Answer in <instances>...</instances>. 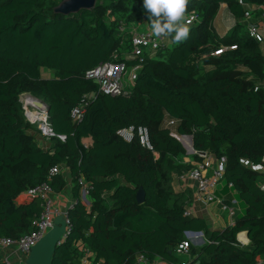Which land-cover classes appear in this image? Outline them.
<instances>
[{
    "label": "trees",
    "instance_id": "16d2710c",
    "mask_svg": "<svg viewBox=\"0 0 264 264\" xmlns=\"http://www.w3.org/2000/svg\"><path fill=\"white\" fill-rule=\"evenodd\" d=\"M62 1L0 0V237L19 238L31 229L40 200L17 196L43 182L63 190L62 171L50 173L59 166L72 177L75 202L51 264H137L138 254L167 264H257L259 258L264 264V187L253 168L264 158V56L240 23L222 36L213 27L222 2L238 18L242 6L188 0L184 18L197 17L187 25L188 38L175 43L169 37L152 57H143L128 95L98 94L73 122L72 108L98 89L85 72L114 54L127 67L135 65L137 59L124 55L131 49L130 26L149 22L143 0H96L69 14L55 12ZM230 45L236 47L213 54ZM42 69L52 70V77H42ZM23 93L45 103L54 135H40L26 119ZM167 115L178 120L174 133L192 136L194 150L226 159L222 180L232 184L241 210L223 230L185 215L191 191L175 182L193 166L185 158H199L164 125ZM130 125L148 128L153 150L137 137L127 142L116 134ZM80 178L89 183V208ZM139 189L143 202L136 200ZM187 231L202 232L205 241L189 244L185 258L176 246ZM241 231L248 246L237 240Z\"/></svg>",
    "mask_w": 264,
    "mask_h": 264
},
{
    "label": "built area",
    "instance_id": "2783aa9c",
    "mask_svg": "<svg viewBox=\"0 0 264 264\" xmlns=\"http://www.w3.org/2000/svg\"><path fill=\"white\" fill-rule=\"evenodd\" d=\"M238 4L243 8V15L239 18L240 24L243 25L248 36L259 43L264 56V1L255 3L246 0H237ZM197 19L195 13H190L184 18V23L191 24ZM120 30L124 29V26L119 27ZM130 43L131 49L125 58L137 59L138 62L130 67L124 62L117 61L116 54L113 55V59L102 62L94 66L93 68L85 72V77L92 79L98 84V89L88 95H85L81 103L76 105L71 110V119L73 122L81 119L84 107L88 100L96 97L98 94H108L111 96L116 95H128L130 93L131 87L136 79L137 70L140 63L145 55L152 57L156 51L167 44V37H155L152 34L151 28L147 27L146 30L139 31L136 30L134 25L130 26ZM235 45H230L229 47H221L213 52V54L218 55L222 50L234 49ZM264 88V80L260 83ZM26 105H31L37 109L44 110L45 106H37L30 103H25ZM23 105L24 114L27 115L28 108ZM30 112V109H29ZM39 113V112H38ZM37 113V114H38ZM46 113V111L44 112ZM42 115V114H41ZM32 119H29L31 121ZM44 121V125L47 129H42L44 135L52 136L54 133L47 123V114L42 116L40 119ZM35 122V121H34ZM178 120L168 115L165 116L164 125L172 129V135L179 136L174 133V128ZM116 134L123 140L130 142L135 137H137L139 143L142 147L149 150H153V146L149 137V131L146 126H127L119 128ZM180 137V136H179ZM63 138V136H60ZM193 154L198 155V160L194 161L191 169L183 175L179 176L180 180L189 178L194 181L196 185V193L199 198L203 199L205 202L217 201L221 202V199L214 195V190L217 188L218 184L223 178V173L226 165V159L224 157H215L212 153L204 150H193ZM253 168L262 174V184L264 187V158L261 165H254ZM61 171V167L54 166L51 168L50 173L55 174ZM79 184L82 187L83 193H87V188L89 183L83 178L79 179ZM231 187L232 184L228 183ZM25 195L30 198H38L40 200L41 210L38 215H36L32 220L31 229L21 235L19 238L10 237H0V249H11V252L18 251L23 255L28 254L30 248L35 245V243L53 226L54 218L58 215H63L66 223V232L69 231L70 221L67 217V211H62L60 205L56 202L54 198V191L47 182L40 183L34 187L27 188L24 191ZM224 208L228 210L230 215H233L235 208L224 205ZM190 211L187 208L185 215L190 216ZM186 234V233H185ZM187 235V234H186ZM197 235V234H191ZM200 235V234H199ZM202 235V234H201ZM192 241L189 237L180 242L176 246V252L181 255L188 256V247ZM147 259L142 255L138 254L136 257L137 264L145 263ZM86 264L87 260H83ZM3 264H12L11 261L6 257L3 260ZM180 264H191L188 259H184Z\"/></svg>",
    "mask_w": 264,
    "mask_h": 264
},
{
    "label": "crops",
    "instance_id": "0c3cea01",
    "mask_svg": "<svg viewBox=\"0 0 264 264\" xmlns=\"http://www.w3.org/2000/svg\"><path fill=\"white\" fill-rule=\"evenodd\" d=\"M240 19L238 17H235L229 8L227 7V4L225 2H222L219 6L218 12L213 20V27L215 28L218 35L222 36L226 32H228L235 24L239 23ZM150 27V26H146ZM42 77L49 78L52 77L53 71L49 69H42L41 70ZM38 140L41 141L44 148L49 147L50 143L46 140H42L41 136H37ZM86 143L90 142V138L84 139ZM185 146L186 153L189 152L187 150L190 149L186 146L185 143H183ZM190 152L189 154H191ZM186 160L191 161L194 163V160H192V157L185 158ZM61 171L64 175V178L66 180V186L61 190L60 192L54 193V198L56 202L60 205L62 211H67L75 202V197L72 192L73 182L72 177L70 176V173L67 168L61 167ZM260 173V172H259ZM262 176V174H261ZM175 187L179 190H186L189 189L191 191V199L188 204V209L191 212L190 216L200 217L203 218L208 226L209 229L214 230H223L225 227L233 224L234 222V214L230 215L228 210L224 208V205H228L235 208V212L241 210V205L237 200L236 194L229 189V187L225 184V182L222 180L220 184L217 186V188L214 190V195L219 197L221 199V202L217 201H210L205 202L203 199L199 198V196L196 193V185L194 181H192L189 178H185L183 180H176ZM81 199L82 202L90 207L91 198L88 196L89 199L84 198V193L82 191L81 187ZM30 199V197L26 196L24 192H21L17 196L18 201H23ZM186 238L189 237L192 241L191 244L193 245H201L205 241V237L202 233V235L197 234L195 235H186ZM237 240L242 246H248L249 245V239L247 237L246 231H241L237 234ZM11 249H0V262L3 263L4 258H8L12 264H26V255H23L22 253L15 251L11 252ZM188 257L187 255H183ZM88 263V260H87ZM140 264H167L164 261H146L145 263ZM257 264H262V259H258Z\"/></svg>",
    "mask_w": 264,
    "mask_h": 264
},
{
    "label": "water",
    "instance_id": "95a60500",
    "mask_svg": "<svg viewBox=\"0 0 264 264\" xmlns=\"http://www.w3.org/2000/svg\"><path fill=\"white\" fill-rule=\"evenodd\" d=\"M96 0H63L54 10L61 14H69L80 9H90L94 6ZM41 106V105H37ZM46 114L48 108L45 106ZM175 138L183 145L180 138H186L190 142V149L188 152H193V142L191 135H180ZM136 200L138 202L144 201V191L139 189L136 193ZM247 233V232H246ZM66 223L63 215H58L54 218L53 226L33 245L27 256L26 264H51L52 256L55 252L56 246L61 242L62 238L66 236ZM187 235L202 234V232L187 231Z\"/></svg>",
    "mask_w": 264,
    "mask_h": 264
},
{
    "label": "clouds",
    "instance_id": "9594fccd",
    "mask_svg": "<svg viewBox=\"0 0 264 264\" xmlns=\"http://www.w3.org/2000/svg\"><path fill=\"white\" fill-rule=\"evenodd\" d=\"M188 0H143L148 22L155 37H171L180 43L188 38L189 28L184 23Z\"/></svg>",
    "mask_w": 264,
    "mask_h": 264
},
{
    "label": "rangeland",
    "instance_id": "374dc122",
    "mask_svg": "<svg viewBox=\"0 0 264 264\" xmlns=\"http://www.w3.org/2000/svg\"><path fill=\"white\" fill-rule=\"evenodd\" d=\"M99 1H101V0H99ZM96 2V1H95ZM60 4V3H59ZM136 28V30H139V31H143V30H146V26L144 25V24H141V25H139V26H137V27H135ZM167 42L169 43L170 42V39H169V37H167ZM124 55H128V53H125ZM33 97V98H36V97H34V96H32L31 94H29V93H23V94H21L20 95V101H21V103H22V105H24L27 101H26V98L27 97ZM36 99H38V98H36ZM41 103H42V106H46L45 105V103L42 101V100H40V99H38ZM25 106L28 108V113H27V115H25V117H26V119L27 120H29V119H31V116L29 115V113H33V115H34V117L35 116H37V115H41L40 117L42 118V116H45L46 115V113H44L45 111L44 110H40V109H37V108H35V107H33V106H31V105H26L25 104ZM29 109H30V112H29ZM39 112V113H38ZM43 112V113H42ZM38 113V114H37ZM31 123H33L38 129H39V133H40V135H42V136H44V134L42 133L43 132V130H42V128L40 127V125H39V121L38 120H36L35 122L33 121V120H31L30 121ZM41 122H43V123H45L44 121H42L41 120ZM38 136V135H37ZM45 136H48V135H45ZM180 140L182 141V143H185L186 144V146L189 148L190 147V142H189V140L188 139H186V138H180ZM190 153V152H189ZM188 153V155H190ZM222 181V180H221ZM220 181V182H221ZM220 184V183H219ZM218 184V185H219ZM84 195V198H86V199H89L88 198V195H87V193H84L83 194ZM239 211H237V213H238Z\"/></svg>",
    "mask_w": 264,
    "mask_h": 264
},
{
    "label": "bare ground",
    "instance_id": "6f19581e",
    "mask_svg": "<svg viewBox=\"0 0 264 264\" xmlns=\"http://www.w3.org/2000/svg\"><path fill=\"white\" fill-rule=\"evenodd\" d=\"M26 101H27V103H30V104H34V105H42V103L38 100V99H36V98H33V97H27L26 98ZM32 104V105H33ZM43 113V112H42ZM29 115L31 116V119L33 120V121H36V120H38L40 123H39V125H40V127L42 128V129H47L46 127H45V125H44V123L43 122H41V115H37V116H35L34 117V115H33V113H29Z\"/></svg>",
    "mask_w": 264,
    "mask_h": 264
}]
</instances>
